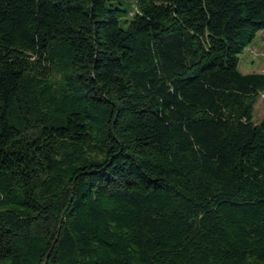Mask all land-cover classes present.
Listing matches in <instances>:
<instances>
[{
	"label": "trees",
	"instance_id": "1",
	"mask_svg": "<svg viewBox=\"0 0 264 264\" xmlns=\"http://www.w3.org/2000/svg\"><path fill=\"white\" fill-rule=\"evenodd\" d=\"M263 30L264 0H0V264H264Z\"/></svg>",
	"mask_w": 264,
	"mask_h": 264
},
{
	"label": "rangeland",
	"instance_id": "2",
	"mask_svg": "<svg viewBox=\"0 0 264 264\" xmlns=\"http://www.w3.org/2000/svg\"><path fill=\"white\" fill-rule=\"evenodd\" d=\"M122 2L127 8L133 6V0H122ZM238 57V68L242 73L264 72V31L257 33L252 43ZM263 116L264 93H261L254 106L252 119L254 122H259Z\"/></svg>",
	"mask_w": 264,
	"mask_h": 264
},
{
	"label": "crops",
	"instance_id": "3",
	"mask_svg": "<svg viewBox=\"0 0 264 264\" xmlns=\"http://www.w3.org/2000/svg\"><path fill=\"white\" fill-rule=\"evenodd\" d=\"M263 31H264V30H263ZM263 31H260V32H263ZM260 32H259V33H260Z\"/></svg>",
	"mask_w": 264,
	"mask_h": 264
}]
</instances>
